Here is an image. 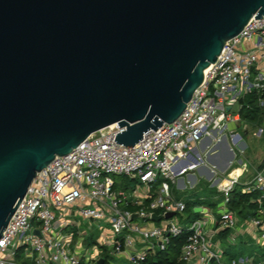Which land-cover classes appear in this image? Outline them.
I'll return each mask as SVG.
<instances>
[{"label": "water", "instance_id": "water-1", "mask_svg": "<svg viewBox=\"0 0 264 264\" xmlns=\"http://www.w3.org/2000/svg\"><path fill=\"white\" fill-rule=\"evenodd\" d=\"M263 17L264 0H0V238L58 155L112 124L127 147L175 122L226 43Z\"/></svg>", "mask_w": 264, "mask_h": 264}, {"label": "built area", "instance_id": "built-area-1", "mask_svg": "<svg viewBox=\"0 0 264 264\" xmlns=\"http://www.w3.org/2000/svg\"><path fill=\"white\" fill-rule=\"evenodd\" d=\"M263 88L264 17L252 18L226 43L175 122L150 129L140 143L127 147L115 140L123 128L112 124L39 171L0 238V264H20V250L32 264H98L102 258L104 264L120 260L143 264L155 250L166 249L185 227L165 215L183 213L187 207L176 198L168 180L175 184L178 177L205 161L196 153L205 138L226 136L231 123L242 126L241 98ZM236 102L241 105L238 110L233 107ZM260 104L264 105V97ZM230 131L239 142L242 137L237 130ZM259 134H264V128ZM246 169L247 164L239 161L226 172L213 170L210 181L223 200L222 211L216 217L205 214L203 208V215L188 224L181 260L187 264H264V258L253 256L223 261L228 247L224 238L233 245L246 234L264 247V162L253 175L246 174ZM116 176L137 181L136 185L125 188ZM238 186L245 192H260L258 216L245 219L231 208ZM154 214L163 216L159 225ZM85 224L97 225L101 230L97 239L83 230ZM87 237L96 242L89 256Z\"/></svg>", "mask_w": 264, "mask_h": 264}, {"label": "rangeland", "instance_id": "rangeland-1", "mask_svg": "<svg viewBox=\"0 0 264 264\" xmlns=\"http://www.w3.org/2000/svg\"><path fill=\"white\" fill-rule=\"evenodd\" d=\"M244 47H248V44H244ZM234 109L238 110L241 105L236 102L234 103ZM264 128V120L261 125H253L249 124L246 128L247 131H245V124H243L240 127H237L236 123H231L229 125V130L225 132L226 137H228L229 142L233 144V149L235 151V158L233 159L234 163L232 165L237 164L239 161H243L247 164L246 174L253 175L257 172V170L261 167L262 163L264 162V134H259V129ZM231 129H236L237 133L241 135V139L238 143H234V140L231 136ZM220 135L218 136L219 139ZM222 137V136H221ZM221 139V138H220ZM231 139L233 142H231ZM207 162V159H206ZM210 165V164H209ZM228 170V169H227ZM226 170V171H227ZM193 170L187 172L186 174L180 176L177 178L175 184L172 183L170 180H168L172 186V188H175V196L176 198L183 200L184 202H187L189 200H192L194 198L199 197V195H205L206 199L204 202H202V207L204 208L205 214H214L216 217H218L219 213L222 211L221 205L223 203L222 198L220 199L219 194H216V187L215 185H212L213 182L210 181V191L202 190L200 186L193 187L192 179L190 174L195 173L197 179H200V175L202 171H196L192 172ZM219 173H223L226 171L217 170ZM200 174V175H199ZM204 175V180H209V176L207 174ZM125 176H116V179L118 181H121ZM163 179V177H161ZM184 181L183 187H180L181 181ZM211 180V179H210ZM191 184H190V183ZM159 185V184H157ZM145 187V185H143ZM204 193V194H202ZM214 202L212 205L211 203ZM188 215V212H186ZM182 216L180 214H177L174 216V220L181 221ZM160 222H157V225H159ZM83 230L87 231V233H90L94 236V239H97L98 236L101 234V230L97 227L95 224L94 227L89 228L88 224H85L82 226ZM110 229V228H109ZM92 237H87V240L85 241V247H88L87 255H91L95 252V244L96 242H91ZM228 239H223V244L227 247V254H225L223 261L229 262L231 258H240V257H249L253 256L256 259H263L264 258V247L260 246L254 239L252 238H245V237H238L235 244L230 245L227 243ZM103 249V248H102ZM111 250V247L108 248ZM113 260H117V257L114 256ZM109 264V262L107 263Z\"/></svg>", "mask_w": 264, "mask_h": 264}, {"label": "trees", "instance_id": "trees-1", "mask_svg": "<svg viewBox=\"0 0 264 264\" xmlns=\"http://www.w3.org/2000/svg\"><path fill=\"white\" fill-rule=\"evenodd\" d=\"M262 98V90L254 89L249 94L245 95L242 101V107L240 109V115L243 120L248 124L255 126L261 125L264 120V105L260 104ZM137 181H130L125 185L126 187L135 186ZM202 190L210 191V183H205ZM175 192V188L173 189ZM204 194V193H202ZM216 194H219L216 190ZM260 192H245L242 186H238L233 194V200L231 208L237 210L240 215L247 219L251 216H258L259 214V202L257 201L260 196ZM204 196V197H202ZM221 199V197H219ZM206 199L205 195H199V197L187 201L186 210L183 213H177L182 216L181 222L185 227L182 234L172 237L171 242L166 249L155 250L143 264H187V262L180 259L182 248L187 242L189 231L187 230L188 224L201 217L203 212L196 211L198 205H202ZM214 202L211 203V205ZM132 210H136L137 207H131ZM188 212V215L186 214ZM106 251V250H105ZM18 261L20 264H32L28 259L24 258L22 251L18 253ZM108 262H106L107 264ZM118 264H128L125 260H120Z\"/></svg>", "mask_w": 264, "mask_h": 264}, {"label": "crops", "instance_id": "crops-1", "mask_svg": "<svg viewBox=\"0 0 264 264\" xmlns=\"http://www.w3.org/2000/svg\"><path fill=\"white\" fill-rule=\"evenodd\" d=\"M243 121H244L243 124H245V131H247L246 128L249 124L245 120H243ZM226 139L228 141V144L233 148V144H231L229 142L228 137H226L225 135L222 136L221 139L220 138L218 139L217 137H214V138L207 137L201 142V144L199 145V147L196 150V153H201L202 156L205 157V161L202 162L195 169L196 171H199V170L202 171L201 175L199 174L201 176L200 179H197L195 173L190 174L191 179H192L191 180L192 184L190 182L189 183L193 187L200 186L201 188H204L205 183L210 182V179L213 176V170H215V171L222 170L221 166L226 162L227 157L229 155V150H228L229 148H228V144L226 142ZM231 142H233L232 139H231ZM234 143H238V142L234 141ZM206 159H207V162H206ZM233 163H234V161L231 160V163H230L228 169L232 166ZM195 170H193L192 172H195ZM202 174H207V176H209V180L208 179L204 180L205 178H204V175H202ZM130 181H132V180L125 177L121 181H118V183H121L123 186H125L126 184L130 183ZM183 185H184V181L182 180L180 187H183ZM202 197H204V196H202ZM131 207H134V206H131ZM197 207H202V205H198ZM198 212H202V211H198ZM157 222H159V221H157ZM221 236H225V234H222ZM243 237L251 238L250 236H248L246 234H244Z\"/></svg>", "mask_w": 264, "mask_h": 264}, {"label": "bare ground", "instance_id": "bare-ground-1", "mask_svg": "<svg viewBox=\"0 0 264 264\" xmlns=\"http://www.w3.org/2000/svg\"><path fill=\"white\" fill-rule=\"evenodd\" d=\"M208 71V69L206 70V72Z\"/></svg>", "mask_w": 264, "mask_h": 264}]
</instances>
